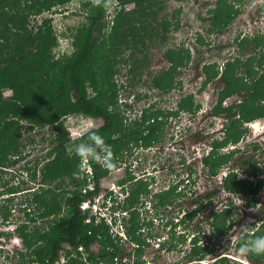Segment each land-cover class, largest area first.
Wrapping results in <instances>:
<instances>
[{
	"label": "trees",
	"instance_id": "16d2710c",
	"mask_svg": "<svg viewBox=\"0 0 264 264\" xmlns=\"http://www.w3.org/2000/svg\"><path fill=\"white\" fill-rule=\"evenodd\" d=\"M67 1L0 0V174L6 173L10 166L19 164L17 170L28 173L30 180L38 174L40 176L39 186L29 193L30 196L21 200L23 216L15 228L24 246V251L16 250L20 255L19 264H53L59 261L61 252L64 262L59 264H149L141 259L145 237H142L143 228L139 227L135 206L141 192L149 194L141 180L130 181L133 185L126 184L128 179L122 180L119 185L125 194L117 199L111 197L114 202L112 210L117 211L118 215L124 213L119 218L118 227L134 243L132 252L123 251L120 242L116 241L120 237L110 232L104 216H98L97 220L96 214L89 213L88 209L82 210L80 204L84 201L91 203L98 195L100 179L115 167L116 158L122 152L132 145L148 147L158 139L165 117L183 111L194 113L199 104L194 102L192 94H188L178 100L174 109L161 111L145 107L138 117L126 123L123 114L117 109V88L106 80L111 68L100 72L94 70V59L97 58L95 50L98 43L106 46L108 42L106 48L110 53L134 48L140 51L139 46H143L145 40L154 35H157L159 42L164 43L167 35L175 31L178 24L171 23L165 17L157 19V0H117L119 9L112 18L111 31L107 37L98 40L95 33L110 3L108 0H87V23L82 24L74 35L73 52L63 60L49 64L50 49L55 43L50 18L43 17L33 26L30 24V15ZM234 2L239 7L244 0H215L214 6L208 8L205 19L210 30H222L238 14L239 8L234 7ZM126 3H133L134 8L126 10ZM151 17L157 22L152 24ZM237 44L239 51L245 54L244 59L236 55L222 65L212 62L202 66L204 85L215 78L222 83L211 111L225 118L223 135L213 138L209 142V150L201 157L207 173L212 176H217L221 167L227 166V162L239 150L222 149L229 144H236L243 137L248 129L245 122L264 118V34L242 37ZM164 56L169 66L153 75L151 81L153 87L167 92L175 84L174 77L179 67L187 64L190 51L182 47H169ZM50 71L52 75L47 79L45 74ZM29 75L35 77L30 82ZM89 86L95 90V94L89 92ZM2 88L12 89L13 95L2 97ZM231 96H236V99L225 104L224 101ZM73 113L100 118L102 123L85 131L74 144L75 147H69L71 141L63 119ZM22 121L27 123L26 130L39 124L53 125L50 136L52 146L42 160L38 157L34 161L25 158L22 150L26 141H23L20 131ZM14 124L16 126L12 129ZM106 148H109V160L103 166L97 155ZM257 148L258 145L254 143L253 149ZM84 158L86 163H83ZM236 163L228 166L218 188L225 191L230 199L240 195L248 200L247 203H256L254 196L262 187L264 174L260 177V173H257L258 162L252 156L241 159L238 167ZM85 164L89 166L90 174L83 169ZM238 168H244L246 175L238 174ZM19 172L13 171L10 178L17 177ZM9 183V180L4 179L2 185L6 187L0 192V196L7 194L0 204V216L3 219H7L10 206L13 205L10 194L25 189L21 187L26 181L22 179L18 184ZM176 188L177 185H174L156 192L154 198L157 200L152 201L151 205L161 208L171 204L182 195L180 191H175ZM109 194L105 195L106 199ZM213 194V191L206 192L199 199L201 202L198 207L188 215L197 212L203 199L210 201ZM210 218L209 224L218 236L233 225L230 208L212 210ZM261 220L257 226L256 222H252L237 242L239 247L251 251L253 260L260 258L262 251L257 248L264 244L261 238L264 214ZM112 223H116L115 218L109 220V224ZM169 224L172 225L171 220ZM147 233L151 237L154 235ZM198 237L193 235L190 239L188 264H199L198 261L205 255V248L199 244ZM248 240L252 241L250 245ZM95 243L96 250L93 249ZM173 246L170 242L167 248ZM130 254L133 259L127 261L125 257ZM150 264L155 263L153 261ZM211 264H227V259L222 256Z\"/></svg>",
	"mask_w": 264,
	"mask_h": 264
},
{
	"label": "rangeland",
	"instance_id": "374dc122",
	"mask_svg": "<svg viewBox=\"0 0 264 264\" xmlns=\"http://www.w3.org/2000/svg\"><path fill=\"white\" fill-rule=\"evenodd\" d=\"M108 1L110 6L95 33L98 35V40L109 35L112 18L119 9L117 0ZM214 2L215 0H157L155 3L158 7L157 19L165 17L171 23L178 24L177 29L167 35L164 43L159 42L157 35H154L147 38L143 46H139L140 51L134 48L133 50H115L110 53L106 48L109 45L108 42L106 46L98 43L95 50L97 58L94 59V70L100 72L111 68L106 80L114 83L117 88V109L123 114L126 123L138 117L145 107L161 111L174 109L178 100L188 94H192L194 102L199 104L198 110L194 113L183 111L177 115L165 117L158 139L149 147L132 145L130 149L122 152L116 158L115 167L108 170L100 179V189L94 200L96 210L87 208L89 213L96 214L97 217L104 216L106 219L104 222L109 225L110 232L120 237L116 241L120 242L123 251L132 252L134 243L126 238L118 227L119 218L124 213L118 215L117 211L112 210L111 205L114 202L111 197L117 199L125 194L119 185L122 180L128 179L127 185L132 184L136 179L141 180L142 186L147 188L149 194L145 195L141 192L135 206L139 227L143 228L142 237H145L141 259L149 264L153 261L155 264H188L190 239L193 235L199 236V244L205 248V255L201 261H198L199 264H211L222 258L223 253L228 260L227 264H264V257L261 263H257L249 257L251 251L248 248L244 250L237 247L239 238L250 228L252 222L257 221L261 224L260 218L263 212H259L258 206L246 205L245 197L234 195L230 199L225 191L218 188L221 177L227 173L228 166L237 162L238 167L241 159L250 156L258 162L257 173L264 174V119L245 122L244 125L248 129L243 137L236 144H229L222 149L226 151L239 148L227 162V166L221 167L217 176L209 175L207 168L201 162L202 155L209 150V142L223 135L222 125L225 123V118L216 116L211 111L222 83L215 78L204 85L202 66L212 62L222 65L224 61L231 60L236 55L245 58V54L239 51L237 42L245 36L264 34V0H244L242 4H239L238 14L222 30H210L208 20L205 19L208 8L214 6ZM236 6L235 3L234 7ZM124 8L132 9L134 4L126 3ZM88 14L87 0H68L65 3H56L39 14L30 15V24L33 26L43 17L50 18L51 34L55 37V43L50 49L49 64L70 56L74 50V35L82 24L87 23ZM157 19L151 17L150 21L154 24ZM169 47L185 48L190 51V56L187 64L180 66L175 74V84L167 92H162L153 87L151 77L169 66L170 63L164 56L165 50ZM103 57L109 61L107 62ZM51 75V71L45 74L47 79ZM29 78L31 79L28 82L35 77L29 75ZM88 90L91 94H95L91 86ZM1 92L2 97L7 98L13 95V90L9 88H2ZM235 97H228L224 103L229 104ZM63 120L69 132L71 141L69 147H75L74 144L85 131L102 123L100 118L85 116L81 113L69 114ZM20 124L23 141H26L22 150L25 158L35 160L38 157L42 160L45 152L52 146L50 136L53 125L39 124L26 130V121ZM0 125L2 126V122ZM15 126V124L12 125V129ZM254 143L258 145L256 150L253 149ZM108 151L109 148H106L97 155L100 164L106 165L108 162ZM83 163H86L85 158ZM19 166V164L12 165L6 173L0 174V192L6 187L2 185L4 179L14 184H18V181L22 179L26 181V184H22L21 187L25 189H21L20 193L12 196L14 200L10 207L13 209L10 208L9 214L14 220H20L23 216V211L19 209L21 200L30 196L29 193L39 186L40 178L38 174L35 179L30 180L28 173H20L17 170ZM86 168L87 165H83V169L90 174V168ZM13 171L20 174L11 179ZM237 172L241 176L246 175L244 168H238ZM174 185H177L175 191H180L182 195L165 207L154 208L151 205L152 201L157 200L154 194L170 189ZM208 191L214 192L211 200L203 199L201 208L193 215H188L198 207L201 202L199 199ZM107 194H109L108 199L105 197ZM257 194L261 203L264 198V185ZM6 196V193L0 196V204L4 202ZM225 208H230V218L234 221L230 229L218 236L209 224L210 212ZM114 218L116 223L109 224V220ZM169 220L172 221V225L169 224ZM3 223H5L4 220L0 218V232L8 233L9 236L4 235L5 233L0 235V264H19L20 255L16 250L24 251V248L13 231L14 226L11 224L3 226ZM147 232L154 235L152 237L146 235ZM261 238L264 239V232ZM256 239L257 236L254 240ZM170 242L174 246L168 249L167 245ZM93 249H97L96 243ZM257 250L260 248L258 247ZM252 253L256 252L252 251ZM125 259L131 261L133 258L130 254L126 255ZM113 264L120 263L113 262Z\"/></svg>",
	"mask_w": 264,
	"mask_h": 264
},
{
	"label": "flooded vegetation",
	"instance_id": "af4514ba",
	"mask_svg": "<svg viewBox=\"0 0 264 264\" xmlns=\"http://www.w3.org/2000/svg\"><path fill=\"white\" fill-rule=\"evenodd\" d=\"M237 8H239L240 9V5H239V7H237ZM252 36V35H251ZM149 147V146H148ZM263 176V174L261 173V175H260V177H262ZM264 185V182H263V184H262V186ZM168 189V188H167ZM261 189V188H260ZM16 193H20V190L19 191H16L15 193H12V194H10V195H15ZM257 193L255 194V196H254V198L256 199V203H251V202H249V203H247V201L248 200H244V202H245V204L246 205H249V204H251V205H255V206H258V210H259V212L261 213V212H263V214H264V198H263V201L260 203V201H259V198L257 197ZM249 199V198H248ZM13 200H14V198H13ZM4 201V200H3ZM23 206V204H21V205H19V209L21 210V207ZM11 209H13V208H11ZM263 214H262V216H263ZM11 214H9L8 215V217H7V219H3L1 216H0V218H1V220H4V222L5 223H3L2 225L3 226H6L7 224H11V225H13L14 226V229H13V231H14V233L16 234V232H15V228H16V225L18 224L17 222L18 221H20V220H15L14 221V219H11V220H9L10 218H11V216H10ZM261 216V217H262ZM177 221H179L178 219H176ZM234 221V220H233ZM254 222H256V226L257 225H259V223H257V221H254ZM260 222H262V220H261V218H260ZM251 226V225H250ZM230 229V228H229ZM246 231H248V229L246 230ZM3 233H5V232H0V235L1 234H3ZM4 235H6V236H9V234L7 233H5ZM16 236H18L17 234H16ZM19 237V236H18ZM19 239H20V237H19ZM20 242H21V246L24 248V246H23V244H22V241H21V239H20ZM206 243L208 244V242L206 241ZM237 247H239V246H237ZM263 247V250L261 249ZM261 248H260V251H262L261 252V254H260V258L259 259H257V260H253L252 259V257H251V259H252V261H255V262H257V263H261V260L263 259V257H264V244H263V246H262ZM242 248V247H241ZM245 250V249H244ZM222 256H224L225 257V255H224V253L222 254ZM250 257V256H249ZM235 260H236V258H234ZM228 261V260H227ZM245 263V262H244Z\"/></svg>",
	"mask_w": 264,
	"mask_h": 264
},
{
	"label": "built area",
	"instance_id": "2783aa9c",
	"mask_svg": "<svg viewBox=\"0 0 264 264\" xmlns=\"http://www.w3.org/2000/svg\"><path fill=\"white\" fill-rule=\"evenodd\" d=\"M96 197H97V196H95V197L93 198V200H92L91 203H89V201H84V202H82V203L80 204V208H81L82 210H85V209H87V208L96 210V203H94V200H95ZM107 199H108V198H107ZM97 200H98V199H97ZM97 200H96V201H97ZM61 260H63V258H61Z\"/></svg>",
	"mask_w": 264,
	"mask_h": 264
},
{
	"label": "clouds",
	"instance_id": "9594fccd",
	"mask_svg": "<svg viewBox=\"0 0 264 264\" xmlns=\"http://www.w3.org/2000/svg\"><path fill=\"white\" fill-rule=\"evenodd\" d=\"M85 161H86V159H85ZM103 165V164H102ZM103 166H105V165H103ZM89 166H87V168H88ZM121 189V188H120ZM61 258H63V260L61 261ZM62 262H64V257L62 256V254L60 255V257H59V261L57 262H54L53 264H59V263H62Z\"/></svg>",
	"mask_w": 264,
	"mask_h": 264
},
{
	"label": "water",
	"instance_id": "95a60500",
	"mask_svg": "<svg viewBox=\"0 0 264 264\" xmlns=\"http://www.w3.org/2000/svg\"><path fill=\"white\" fill-rule=\"evenodd\" d=\"M258 119H264V118H258ZM255 120H257V119H255Z\"/></svg>",
	"mask_w": 264,
	"mask_h": 264
}]
</instances>
